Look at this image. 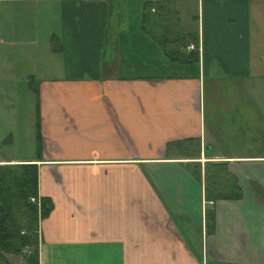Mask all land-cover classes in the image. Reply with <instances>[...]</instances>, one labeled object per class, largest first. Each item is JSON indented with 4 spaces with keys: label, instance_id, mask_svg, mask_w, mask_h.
I'll return each instance as SVG.
<instances>
[{
    "label": "crops",
    "instance_id": "obj_1",
    "mask_svg": "<svg viewBox=\"0 0 264 264\" xmlns=\"http://www.w3.org/2000/svg\"><path fill=\"white\" fill-rule=\"evenodd\" d=\"M148 2L0 0V53L11 52L0 55V148L22 141L0 164H35L52 204L38 264H264L252 120L234 103L236 120L209 123L204 96L205 80L264 78V0ZM187 2L196 17L180 10ZM165 17L198 61L165 56ZM155 46L180 74H148Z\"/></svg>",
    "mask_w": 264,
    "mask_h": 264
},
{
    "label": "trees",
    "instance_id": "obj_2",
    "mask_svg": "<svg viewBox=\"0 0 264 264\" xmlns=\"http://www.w3.org/2000/svg\"><path fill=\"white\" fill-rule=\"evenodd\" d=\"M146 21L144 19V24ZM164 30L165 34L159 27L163 36L159 43L168 59L182 63L198 61L197 53L179 51L188 46L184 41L186 33L176 34L178 30L168 23ZM189 35L194 36L193 33ZM192 41L197 46V34ZM51 208V202L38 194L35 164L0 165V258L21 256L25 264H38V224L48 216ZM208 220L211 222L209 217Z\"/></svg>",
    "mask_w": 264,
    "mask_h": 264
},
{
    "label": "rangeland",
    "instance_id": "obj_3",
    "mask_svg": "<svg viewBox=\"0 0 264 264\" xmlns=\"http://www.w3.org/2000/svg\"><path fill=\"white\" fill-rule=\"evenodd\" d=\"M155 1V2H154ZM164 0H150L148 2L149 6H153L152 4L162 5ZM142 4V2H138L137 5ZM0 3V7L2 6H8L10 3ZM26 6H30V4H36V3H25ZM114 4L117 7H119L121 4H125L122 2L114 1ZM128 8L131 9V18L136 19L134 16V10L136 7V2H127ZM166 5V4H165ZM176 6V5H175ZM172 6V7H175ZM39 8V7H38ZM37 8V9H38ZM180 10L184 11L185 14L187 13L189 16L192 17L197 16V5L196 2H187L185 4L179 5ZM166 9V8H164ZM40 10V8H39ZM46 20H49V16L45 17ZM3 20L2 15H0V21ZM114 23V22H113ZM174 23V22H173ZM176 23V22H175ZM164 25L160 26V29H163V33L165 32L166 28V17L164 19ZM183 25L190 26V30L195 31L196 30V22L191 21V18L189 21L183 20ZM155 34L156 37L159 40L163 39V36H161V31H159V27L155 28ZM165 34V33H164ZM165 37V35H164ZM163 41V40H162ZM259 41H257L258 43ZM256 43V55L263 54L264 53V43L262 49H258L259 46ZM5 46V45H4ZM3 48V47H2ZM5 49V48H4ZM10 49V48H9ZM15 50V49H13ZM17 50V49H16ZM159 47L155 46L153 51V58L154 61H152L148 66H150L149 75H154L155 78L157 77H163V75L168 74H178L177 69H173L171 67L172 65L169 64L168 61L164 59L162 54L159 51ZM259 51H261L259 53ZM8 49H5V52L0 53L1 58H4L5 56L10 58L11 52H9ZM264 55V54H263ZM12 57H14L12 53ZM152 67V68H151ZM4 69H9V66L6 65L3 67ZM3 68L1 70H3ZM258 71H261L264 73V68H261L259 66ZM180 74V73H179ZM205 106H206V119L209 123H211L212 117L215 116L221 121L223 120H230L233 121L238 118V112H241V110H236L233 106L234 103H240V106L238 109H244L245 110V116L249 115L252 122L249 125V127L252 130V140H251V151L252 153H259L261 155H264V109L262 111V108H260L259 101L261 97L264 96V78L254 80L251 82L247 81H241V80H218L213 81L212 79L205 80ZM261 87V93L255 92L256 87ZM245 88V91H244ZM248 88V89H247ZM252 88V91L251 89ZM0 103H4L6 106V102L0 98ZM263 105V104H262ZM1 124V123H0ZM224 127L232 128L233 125H228ZM234 127H236L234 125ZM4 126L0 125V138L4 134L3 130ZM253 133H256L255 135ZM257 138L258 140H256ZM22 142V141H21ZM21 142H16L17 148H11L9 145L2 144L0 148V159H10L13 158L15 155V149L19 148L18 156L22 153L21 150ZM238 144V142H236ZM29 149L23 150V152H28ZM18 158V157H14ZM1 165V164H0ZM33 201V200H32ZM0 264H25L24 259L21 256H12V255H4V257L0 258Z\"/></svg>",
    "mask_w": 264,
    "mask_h": 264
}]
</instances>
